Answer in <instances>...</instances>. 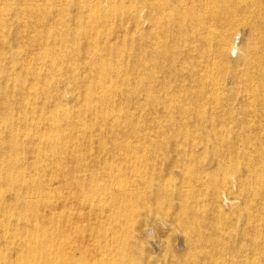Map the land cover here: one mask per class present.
I'll use <instances>...</instances> for the list:
<instances>
[{"label":"bare ground","instance_id":"bare-ground-1","mask_svg":"<svg viewBox=\"0 0 264 264\" xmlns=\"http://www.w3.org/2000/svg\"><path fill=\"white\" fill-rule=\"evenodd\" d=\"M0 264H264V0H0Z\"/></svg>","mask_w":264,"mask_h":264}]
</instances>
